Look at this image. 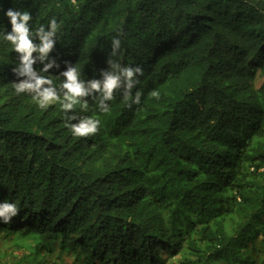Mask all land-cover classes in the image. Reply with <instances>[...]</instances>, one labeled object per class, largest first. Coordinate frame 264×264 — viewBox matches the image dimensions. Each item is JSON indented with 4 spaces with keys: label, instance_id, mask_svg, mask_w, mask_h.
Segmentation results:
<instances>
[{
    "label": "trees",
    "instance_id": "1",
    "mask_svg": "<svg viewBox=\"0 0 264 264\" xmlns=\"http://www.w3.org/2000/svg\"><path fill=\"white\" fill-rule=\"evenodd\" d=\"M8 8L57 20L33 69L61 96L70 67L86 85L112 63L142 75L107 113L96 90L41 109L0 41V202L19 209L0 264H264V0H0V31ZM86 117L98 131L73 137Z\"/></svg>",
    "mask_w": 264,
    "mask_h": 264
},
{
    "label": "clouds",
    "instance_id": "2",
    "mask_svg": "<svg viewBox=\"0 0 264 264\" xmlns=\"http://www.w3.org/2000/svg\"><path fill=\"white\" fill-rule=\"evenodd\" d=\"M4 15L11 25V31H0V41L10 42L12 48L21 54L18 74L27 77V79L13 84L17 94L25 91L35 93L32 98L41 109L46 108L50 104L58 103L59 108L65 111L73 109L78 104L86 109L88 107L87 103H82L80 98L89 95L93 90L102 94L101 104L104 105V101L113 99L114 90L119 88L122 83L128 90L125 100L131 98V89L138 82L136 77L142 75V69L138 66L120 67L115 63H112V68L114 70L118 69V71L106 72L103 80H92L87 85L79 78L78 68L70 67L69 70L63 73L66 79L59 85L62 90L66 91L63 92V96L59 95L56 88L51 86L53 84L52 80L49 77L38 75L33 69V64L35 63L33 53H38L39 59L45 61L54 47L55 41L53 37L57 33V20L52 18L48 21V31H45L43 25L33 30L30 29V21L32 20L30 11L8 8L4 11ZM33 36H38L39 44L33 43L31 38ZM113 46L114 49L120 48V39L113 38ZM53 64L54 61L47 63L43 71L47 72L48 69L53 67ZM140 95L137 92L132 102L139 104ZM151 95L156 96L157 93L152 92ZM109 111L110 108L104 105L103 112L107 113ZM75 118V116L71 117V119ZM99 126L100 120L95 117H86L80 120L78 124H71L68 127L73 137H87L95 134ZM18 212L19 209L15 202H10L8 199L0 202V223H10L12 218L18 215Z\"/></svg>",
    "mask_w": 264,
    "mask_h": 264
},
{
    "label": "rangeland",
    "instance_id": "3",
    "mask_svg": "<svg viewBox=\"0 0 264 264\" xmlns=\"http://www.w3.org/2000/svg\"><path fill=\"white\" fill-rule=\"evenodd\" d=\"M4 260H6V258H4ZM7 263V260L5 261ZM9 263V262H8Z\"/></svg>",
    "mask_w": 264,
    "mask_h": 264
}]
</instances>
